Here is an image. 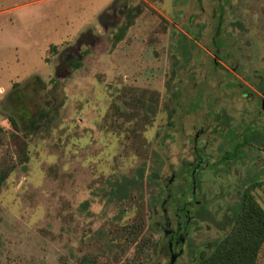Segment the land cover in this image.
Returning <instances> with one entry per match:
<instances>
[{"label": "rangeland", "instance_id": "1", "mask_svg": "<svg viewBox=\"0 0 264 264\" xmlns=\"http://www.w3.org/2000/svg\"><path fill=\"white\" fill-rule=\"evenodd\" d=\"M33 1L0 0V12ZM216 1L42 0L0 17V167L15 165L0 190V264H167L157 222L168 186L190 191L197 148L208 210L180 264L225 235L246 191L264 209V0H232L222 16ZM17 16L55 17L59 30H16ZM48 100L57 112L31 132ZM246 127L258 130L248 146L219 139ZM243 145L247 159H221Z\"/></svg>", "mask_w": 264, "mask_h": 264}, {"label": "trees", "instance_id": "2", "mask_svg": "<svg viewBox=\"0 0 264 264\" xmlns=\"http://www.w3.org/2000/svg\"><path fill=\"white\" fill-rule=\"evenodd\" d=\"M128 12L130 13L128 21L119 27L118 32L114 35V44L121 42L125 38L128 29L134 24V18L131 17L133 8H129ZM106 18V13H103L100 16V21L105 22ZM81 66L82 61H76L72 64L74 69H79ZM34 80L41 81L39 77ZM14 98H12L13 102L16 99ZM57 110L56 106L48 100L45 108L37 110V116L31 117L29 122L26 123L28 129L31 132L36 131L46 121H51L52 112H57ZM23 115H27V113L25 112ZM7 118L13 128L17 132L20 131L18 120L11 114H8ZM28 129L26 132H29ZM13 138L18 139L16 135H13ZM19 148L24 153V147L19 146ZM3 168L0 167V190L9 174L15 169V165L3 166ZM220 228L226 231L225 235L219 240L201 247V252L196 254L194 264L258 263L259 254L264 246V209L255 201L249 191L243 194L241 202L236 209H233L231 217L225 218L221 222Z\"/></svg>", "mask_w": 264, "mask_h": 264}, {"label": "flooded vegetation", "instance_id": "3", "mask_svg": "<svg viewBox=\"0 0 264 264\" xmlns=\"http://www.w3.org/2000/svg\"><path fill=\"white\" fill-rule=\"evenodd\" d=\"M216 1V0H212ZM232 0H217V10L219 9L221 16L224 12V4H230ZM220 25L223 24V18H220L219 21ZM222 32L221 29H218V32L216 34L220 36ZM214 45L216 46L215 55L220 57L221 59H226L225 56L221 53V48H225L226 45L222 42L220 37L214 40ZM215 65L218 67L219 64L222 66V62L215 59L214 61ZM216 67V68H217ZM260 91L264 95V84L262 85ZM261 108L264 109V97L261 101ZM219 128H222L220 126ZM202 131L199 134H202ZM231 131V129L229 130ZM229 131L227 133H220L219 139L221 141H236L239 137L242 138L243 143L245 145H250L252 143L253 137L255 134H258L257 129H250L248 127L244 129L236 128L232 130L231 138L228 137ZM204 132V131H203ZM242 135V136H240ZM198 139H194V143H197ZM232 144V143H231ZM247 146H240L237 148V151H233V155L229 156V153L226 154V156H223L221 159L232 160V159H247L248 157H245L247 155H242V150L246 148ZM236 150V149H235ZM263 151V149H262ZM205 157L204 154H202V149L197 148L195 151V162L191 163V165L188 167V170H186L188 173H190L191 178V188L190 191H180L178 190H172L169 188V186L166 188V198L162 203L163 208V222H157L158 229H160L165 237V243L164 248L167 249V257H168V263L167 264H180L181 257L184 254V246L187 243L188 237L190 236V227L191 224H193L194 220L203 219L207 215V207L203 202V198L201 197V202L199 201L197 189L199 186V176L197 175L200 170L202 169V166L205 164ZM175 179V175L173 176V180ZM181 195V197L177 198L178 194ZM170 206V207H168ZM200 250V249H199ZM199 250L197 249L193 253V261L192 264H194V261L196 259V254L199 253Z\"/></svg>", "mask_w": 264, "mask_h": 264}, {"label": "crops", "instance_id": "4", "mask_svg": "<svg viewBox=\"0 0 264 264\" xmlns=\"http://www.w3.org/2000/svg\"><path fill=\"white\" fill-rule=\"evenodd\" d=\"M41 2H42V0H35L33 2H26V3L15 6V8L9 9V11L16 12L19 10L26 9L27 7H29L31 5L39 4ZM70 8L72 9V7H70ZM9 11L0 12V17L4 16V14H6ZM103 13H105V11L99 15V18ZM20 18H21V16H17V17H13L14 20H12V19L10 20L11 26L16 30H24V32H26V30L28 31L31 29H33L34 31L43 30V32L47 31V33H50V34H55L59 30V25L57 23L50 22V21H55L56 20L55 17H53V18H49V17L45 18L44 17L42 19L41 18L36 19L37 21L34 22L33 27H28V26L26 27L25 21L21 20ZM0 19L2 20V18H0ZM66 23H68V21H66ZM85 26L87 27L86 29L90 28V26L88 24H85Z\"/></svg>", "mask_w": 264, "mask_h": 264}, {"label": "water", "instance_id": "5", "mask_svg": "<svg viewBox=\"0 0 264 264\" xmlns=\"http://www.w3.org/2000/svg\"><path fill=\"white\" fill-rule=\"evenodd\" d=\"M263 152H264V149H263Z\"/></svg>", "mask_w": 264, "mask_h": 264}]
</instances>
